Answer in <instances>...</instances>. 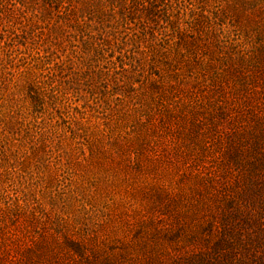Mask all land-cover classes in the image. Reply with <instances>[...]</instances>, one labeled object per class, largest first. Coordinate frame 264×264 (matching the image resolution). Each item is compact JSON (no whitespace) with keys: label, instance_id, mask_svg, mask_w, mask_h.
<instances>
[{"label":"rangeland","instance_id":"rangeland-1","mask_svg":"<svg viewBox=\"0 0 264 264\" xmlns=\"http://www.w3.org/2000/svg\"><path fill=\"white\" fill-rule=\"evenodd\" d=\"M0 264H264V0H0Z\"/></svg>","mask_w":264,"mask_h":264}]
</instances>
